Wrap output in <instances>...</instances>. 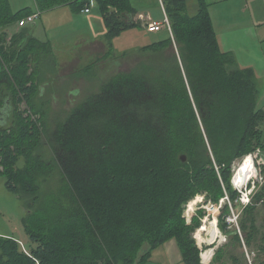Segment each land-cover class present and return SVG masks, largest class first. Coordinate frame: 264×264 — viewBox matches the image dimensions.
I'll return each mask as SVG.
<instances>
[{
    "label": "trees",
    "instance_id": "16d2710c",
    "mask_svg": "<svg viewBox=\"0 0 264 264\" xmlns=\"http://www.w3.org/2000/svg\"><path fill=\"white\" fill-rule=\"evenodd\" d=\"M68 1L36 0L34 12L0 0V173L25 204L31 243L27 253L0 237V264H146L171 238L184 264H202L184 206L200 191L216 202L239 199L231 186L235 162L264 151L258 71L223 50L204 0L195 15L186 0H163L172 33L125 52L134 65L52 125L39 92L52 45L18 24ZM95 1L109 43L142 25L129 23L138 12L132 0ZM90 2L72 0L78 9ZM260 204L264 182L242 210L234 246L264 253ZM238 256L229 258L240 264Z\"/></svg>",
    "mask_w": 264,
    "mask_h": 264
},
{
    "label": "rangeland",
    "instance_id": "374dc122",
    "mask_svg": "<svg viewBox=\"0 0 264 264\" xmlns=\"http://www.w3.org/2000/svg\"><path fill=\"white\" fill-rule=\"evenodd\" d=\"M29 2H31V6L35 10V0H11L15 11L22 9L21 7H29L26 6ZM188 3L190 4L188 13H195L197 11L195 8L197 7V1L188 0ZM157 5V0H149L148 8L153 17L163 22L164 14L162 17L161 9ZM92 9L97 11L96 18L99 19V22L95 21L91 30L81 24H74L75 28L72 29L60 30L59 27H55L52 23V12L54 11L45 12L43 16L39 15V18L35 19L34 22H28L27 24V27L34 28V36L40 40L50 42L53 49L51 56L44 58L42 61L39 90L40 95H43L42 99L49 103L48 121L52 125L57 121L65 120L78 103L80 104L89 95L97 92L104 81L111 75L118 71L130 69L135 62L132 58L128 60V58L124 57L123 54L125 52L135 50L167 35V27L157 32H151L146 26L148 21L147 14L143 13L139 15V18L144 21V25L126 29L113 40H110L111 42L109 43L107 32L105 33L102 30L105 26L102 13L96 1H93ZM91 14L95 13L92 12ZM42 20H45V22H42ZM20 21L19 26H21ZM37 24H39L38 27L36 26ZM81 29L85 33L90 34L91 37L103 33L108 45L100 46L97 44L89 46L80 50L78 54L79 49L75 44V31ZM260 31L264 38V28ZM262 41L264 43V39ZM173 47L176 49L175 44ZM109 49H112L113 52ZM77 55L80 56L77 57ZM258 74L262 87L259 103L264 105V73L260 74L258 72ZM20 108H27V105L22 102ZM246 156L251 157L252 164L246 166V169L243 170L239 164ZM232 176L233 178H231L236 182L237 186L247 182L243 187H237L231 181L233 183L231 186L239 194L238 200L233 201L227 199V197L219 196L216 202L209 193L200 191L184 206L183 215L187 220L186 223L192 227L191 235L198 248H200L202 264H222V262L234 264L229 258L231 251L235 255H239L238 257L241 258L240 264H258L260 260L264 259V253L260 252L257 246L246 247L243 244L237 247L230 242V237L234 230H240V217L243 208L251 202L258 185L264 182V151L258 149L237 160L232 168ZM248 197L250 201H248ZM191 204H194L193 209H190ZM226 204L229 205L230 212L225 214L223 212L222 214L221 211ZM258 208V223L264 229V208L261 204ZM26 213L27 209L22 198L18 193H14L6 187V179L0 173V237H12L20 242L24 249L29 251L31 247L30 238L23 223ZM215 220L218 224L216 237L211 243L200 241L201 239L197 237L199 229L206 224L205 222L208 224ZM226 226L227 229L225 230ZM218 227L221 231L220 234ZM147 248L145 246L144 250ZM203 250L205 262L202 259ZM221 250L224 251L222 258L218 256ZM146 264H184L177 239L171 238L156 248Z\"/></svg>",
    "mask_w": 264,
    "mask_h": 264
},
{
    "label": "crops",
    "instance_id": "0c3cea01",
    "mask_svg": "<svg viewBox=\"0 0 264 264\" xmlns=\"http://www.w3.org/2000/svg\"><path fill=\"white\" fill-rule=\"evenodd\" d=\"M75 1V0H73ZM95 0H92V3ZM132 0L133 5L137 8L138 12L135 16H128V19L141 22L144 25V21L139 18V15L147 14L148 21H158L156 17H153L149 7V0ZM187 1V11L189 12V3ZM197 1L196 12L190 15L198 13L200 8V0ZM208 6L215 31L220 41V45L224 51L233 52L238 59V62L243 66H253L260 74L264 73V48L263 37L261 29L264 28V0H204ZM89 12H85L82 9H78L72 0L67 3L57 5L51 9L45 10L41 13V16L45 12H52V23L55 27L61 29L75 28L74 24L84 25L88 29H93V24L99 22L96 18L97 11L92 9ZM135 3V4H134ZM162 0H157V6L161 9V16L165 19V10L163 9ZM30 8L31 2L28 3ZM35 7L37 8V2L35 0ZM23 8V7H21ZM100 9V8H99ZM36 11V9L34 10ZM101 11V10H100ZM94 12L95 14H91ZM103 18V17H102ZM152 19V20H151ZM45 22V20H42ZM104 32L106 33L107 26L104 22ZM39 24L36 26L38 27ZM58 28V29H59ZM34 30V28H32ZM107 35V33H106ZM76 41L75 44L80 50L89 46L108 45L103 33L101 35L92 36L85 33L82 29L75 31ZM108 38V35H107ZM109 39V38H108ZM81 55V54H80ZM80 55H77L80 56Z\"/></svg>",
    "mask_w": 264,
    "mask_h": 264
},
{
    "label": "bare ground",
    "instance_id": "6f19581e",
    "mask_svg": "<svg viewBox=\"0 0 264 264\" xmlns=\"http://www.w3.org/2000/svg\"><path fill=\"white\" fill-rule=\"evenodd\" d=\"M250 164H252V159H251V157L246 156L244 158V160L239 165L242 167L243 170H245L246 166H248ZM233 182L237 186V184L234 180H233ZM245 184L238 185L237 187H243ZM193 206H194V204H191L190 209H193L194 208ZM205 223L206 224L201 229H199L197 237L199 239H201L200 241H205L207 243H211L212 240L216 237V234H217L216 227L218 224H217L216 220L213 222H210L208 224H207V222H205Z\"/></svg>",
    "mask_w": 264,
    "mask_h": 264
},
{
    "label": "built area",
    "instance_id": "2783aa9c",
    "mask_svg": "<svg viewBox=\"0 0 264 264\" xmlns=\"http://www.w3.org/2000/svg\"><path fill=\"white\" fill-rule=\"evenodd\" d=\"M91 3H92V0H91L90 4H87L86 7L83 8V11L89 12L91 10ZM162 4H163V1H162ZM163 7H164V5H163ZM164 10H165V8H164ZM36 18H37V14H32V15L22 19L20 21V25L21 26H25V25L28 24V22H34ZM147 27L152 32H157V31H160V30L164 29L165 27H167V29L172 33L170 19H169L168 15H167L166 11H165V19H164L163 22L149 21V22H147ZM232 182H233V180H232ZM233 185H235V184H233ZM248 201H250L249 197H248ZM24 250L27 253L29 252L26 249H24Z\"/></svg>",
    "mask_w": 264,
    "mask_h": 264
},
{
    "label": "water",
    "instance_id": "95a60500",
    "mask_svg": "<svg viewBox=\"0 0 264 264\" xmlns=\"http://www.w3.org/2000/svg\"><path fill=\"white\" fill-rule=\"evenodd\" d=\"M132 22H133V20L129 21V23H132ZM182 158H183V160H186V156L185 155H183Z\"/></svg>",
    "mask_w": 264,
    "mask_h": 264
}]
</instances>
